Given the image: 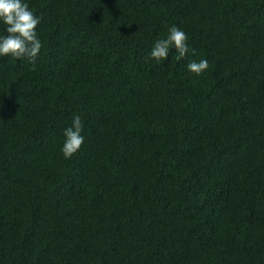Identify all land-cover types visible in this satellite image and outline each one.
I'll return each instance as SVG.
<instances>
[{
    "label": "trees",
    "instance_id": "trees-1",
    "mask_svg": "<svg viewBox=\"0 0 264 264\" xmlns=\"http://www.w3.org/2000/svg\"><path fill=\"white\" fill-rule=\"evenodd\" d=\"M25 2L43 47L0 56V264H264V0ZM173 25L195 53L157 62Z\"/></svg>",
    "mask_w": 264,
    "mask_h": 264
},
{
    "label": "clouds",
    "instance_id": "clouds-1",
    "mask_svg": "<svg viewBox=\"0 0 264 264\" xmlns=\"http://www.w3.org/2000/svg\"><path fill=\"white\" fill-rule=\"evenodd\" d=\"M42 17L37 16L25 0H0V22L6 25V35L0 36V56H8L17 60H27L35 68L43 47L37 34V27ZM188 36L178 26L173 25L168 29L165 38L157 40L150 52V58L157 62L167 60L172 48L176 50L177 60L185 58L191 51ZM187 70L196 76L206 72L210 65L207 59L192 60L187 65ZM84 122L80 115H75L71 126L64 129L65 141L62 152L65 158H72L81 150L84 144L82 135Z\"/></svg>",
    "mask_w": 264,
    "mask_h": 264
}]
</instances>
